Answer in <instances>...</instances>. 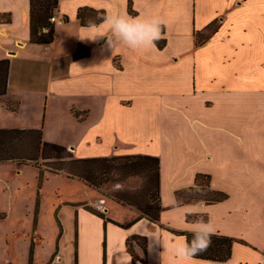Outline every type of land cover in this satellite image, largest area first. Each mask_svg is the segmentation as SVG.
Instances as JSON below:
<instances>
[{"label": "crops", "instance_id": "0c3cea01", "mask_svg": "<svg viewBox=\"0 0 264 264\" xmlns=\"http://www.w3.org/2000/svg\"><path fill=\"white\" fill-rule=\"evenodd\" d=\"M81 8L158 18L160 38L146 49L116 44L110 50L103 21L96 24L99 39H87ZM56 13L68 18L54 40L32 43L30 0H0V15L11 19L0 20V164L36 168L30 240L42 239L45 171L59 169H49L56 161L101 196L89 204L68 202L70 264H264V0H59ZM213 22L218 28L209 32ZM196 32L208 33L202 45ZM81 45L89 53L75 58ZM212 48L226 49L217 59L227 82L209 90L205 79L197 85V71L207 67ZM169 49L192 50V68L179 72L163 55ZM162 57L170 64L157 65ZM162 66L168 70L160 82ZM146 76L155 78L154 90L146 89ZM147 121L159 126L154 138L145 136ZM199 173L228 198L175 206V192L194 186ZM103 175L107 185L100 190ZM55 215L56 250L44 264H66L60 247L66 234L57 209ZM188 215L206 216L214 234L241 241L230 259L181 261L164 249L186 242L165 227L192 232L197 220ZM132 236L146 238V255L136 241L133 246L145 261L128 251ZM36 251L35 243L33 264Z\"/></svg>", "mask_w": 264, "mask_h": 264}, {"label": "rangeland", "instance_id": "374dc122", "mask_svg": "<svg viewBox=\"0 0 264 264\" xmlns=\"http://www.w3.org/2000/svg\"><path fill=\"white\" fill-rule=\"evenodd\" d=\"M231 44V42L225 44L229 54L234 53ZM158 46L163 47V43ZM226 49H221V53L214 48L208 51L207 55H205L208 57L207 67L205 68L202 66L201 70L197 71V85L204 84L205 79L208 89L212 90L222 87L224 83L227 82L223 77V68L225 66H222L218 62V59L225 53ZM191 51L192 50H185L176 54L174 50L172 51L169 49L166 54L163 55L171 58V64L176 66L179 72H185V70L189 69L191 66L188 64L191 58L189 56L192 55ZM167 62H169L167 58L162 57L157 65L162 63L170 64ZM187 64L189 68L186 66ZM167 70V67L165 68L162 66L160 68L162 75L157 80L162 82L165 78L164 72ZM188 73H190V71ZM229 73L233 74V67ZM213 79H215V81ZM154 83L155 78L147 77L145 83L146 89L154 90ZM161 85L162 87L164 86L163 83ZM154 125V123L148 124V121L146 122L145 136L154 138V129L157 130L159 128V126L155 128ZM14 163L15 165L8 163L0 164V264H29L30 248L32 242H34L30 239L33 210L35 206V192L37 188V178L35 177L36 168L25 166V164H28L27 162ZM45 164L47 165L48 163ZM46 165L45 169L46 167H49ZM57 165L59 166V169H56L55 171L51 170L52 172L45 171L44 193L41 202L39 224V233L42 235V239H35L37 246L35 264H44L48 253L52 250H56L58 232L55 215L56 209L57 217L61 221L66 234V238L60 243L61 252L64 256L63 260L66 264L71 263L73 243L70 231L73 212L71 209L72 206L68 204V202L76 203L80 201L89 204L101 197L97 192V189H94L89 184L87 185L84 179H78L74 178V175H68L66 171H64L68 169L67 163L56 161L50 162L49 169ZM76 166H78V164H76ZM19 169L20 174H15L14 170ZM98 180H100L102 184V186H100L102 188L99 189L105 190V186L107 185V183H105V176L103 175L102 177H99ZM127 183L130 184L129 180ZM109 202L112 203L111 201ZM120 210L123 213L127 212L125 209ZM38 235L39 234L34 237L37 238ZM38 238L41 237L38 236Z\"/></svg>", "mask_w": 264, "mask_h": 264}, {"label": "trees", "instance_id": "16d2710c", "mask_svg": "<svg viewBox=\"0 0 264 264\" xmlns=\"http://www.w3.org/2000/svg\"><path fill=\"white\" fill-rule=\"evenodd\" d=\"M59 7V0H30V40L32 43L37 44H47L51 43L54 40V32L56 27L50 21V18L53 14L56 13ZM7 16V19H4ZM106 17L104 11H97L88 8H81L78 11V19L83 25H89L90 23L98 24L103 21V18ZM68 18V17H67ZM66 18V21H67ZM6 20L9 22V15H0V20ZM45 28H48V31H45ZM218 26L215 22L208 26L207 30L209 32L216 31ZM206 32H196L195 40L196 45H202L207 40ZM89 53V48L84 46H79V49L74 54L75 58H80L86 56ZM156 194H151V199L155 200ZM176 203L175 206H183L185 204H194L199 202H206L209 204L218 203L225 201L228 198V195L222 191L213 189L211 185V177L207 174L199 173L195 178V184L192 187H188L182 190L175 192ZM93 213L103 216L101 213L97 212L95 209L87 207ZM37 211V207L36 210ZM190 220H204L207 221L206 216L198 215H188ZM36 221V212L35 217ZM167 230L172 232L175 235L185 236L186 241L191 239L192 232L187 231H177L169 227H165ZM137 242L144 250V254H147V240L144 237L132 236L127 240L128 251L133 256V260L145 261L144 257H139L136 255L133 246L134 242ZM235 242H241L237 239L221 235L218 233H213L210 237V243L205 251L198 253L194 258L203 259V260H213V261H227L232 256L233 245ZM58 248V246H57ZM34 260V243L32 242L29 255V264H33Z\"/></svg>", "mask_w": 264, "mask_h": 264}, {"label": "clouds", "instance_id": "9594fccd", "mask_svg": "<svg viewBox=\"0 0 264 264\" xmlns=\"http://www.w3.org/2000/svg\"><path fill=\"white\" fill-rule=\"evenodd\" d=\"M103 25L110 32L106 45L114 50L116 44H123L130 49L150 48L161 35V21L158 18H130L124 15H109L103 18ZM98 25L90 23L88 30L91 36L87 39L97 40ZM103 36V37H105ZM215 229L211 221L197 220L193 224L191 239L178 244L163 247L170 250L181 261H187L206 250L210 237Z\"/></svg>", "mask_w": 264, "mask_h": 264}, {"label": "built area", "instance_id": "2783aa9c", "mask_svg": "<svg viewBox=\"0 0 264 264\" xmlns=\"http://www.w3.org/2000/svg\"><path fill=\"white\" fill-rule=\"evenodd\" d=\"M50 21L55 27H57L66 23V18L55 13L51 16ZM45 31H48V28H45Z\"/></svg>", "mask_w": 264, "mask_h": 264}]
</instances>
